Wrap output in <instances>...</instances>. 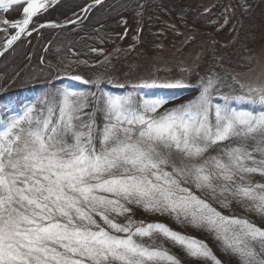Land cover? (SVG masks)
Here are the masks:
<instances>
[{
	"label": "snow or ice",
	"instance_id": "snow-or-ice-1",
	"mask_svg": "<svg viewBox=\"0 0 264 264\" xmlns=\"http://www.w3.org/2000/svg\"><path fill=\"white\" fill-rule=\"evenodd\" d=\"M55 3L0 0L3 14L22 8L21 19L0 15V56ZM74 63L29 74L41 96L0 107V264H223L203 240L136 210L207 232L236 264H264V75L244 80L222 66L200 74L192 64L179 77L118 83L107 56L93 78ZM189 88L197 95L174 104Z\"/></svg>",
	"mask_w": 264,
	"mask_h": 264
},
{
	"label": "rangeland",
	"instance_id": "rangeland-1",
	"mask_svg": "<svg viewBox=\"0 0 264 264\" xmlns=\"http://www.w3.org/2000/svg\"><path fill=\"white\" fill-rule=\"evenodd\" d=\"M218 2L220 10L215 13L213 9ZM240 2L242 8L237 9L234 0H141L139 5L143 8L122 18L120 26L104 33L105 39L101 32L96 39L101 45L95 48L103 49V53L96 52V60L83 62L79 68L73 69L86 79L93 78L98 71L93 65L107 56L111 61L108 75L117 77L118 83L126 80L137 82L140 77L149 76L162 79L179 77L180 68L192 64L199 65L200 74L222 66L224 70L240 74L239 78L244 80L264 75V0ZM78 16L80 14L76 18ZM4 36L5 33L0 32V45ZM191 83L195 85V78ZM186 91L187 95L177 96L173 103L180 104L197 95L193 88ZM29 103L20 105L17 110ZM136 211L138 216L144 213ZM222 211L225 215L231 212L246 214L235 204L231 212L227 209ZM146 215L149 221L161 220V217ZM163 218L169 219L166 222L176 230L185 231L207 243L223 264H236L207 232L184 228L168 217ZM251 218L261 222L257 217ZM138 220H143V217H138ZM172 250L179 253V249ZM185 264L192 262L186 261Z\"/></svg>",
	"mask_w": 264,
	"mask_h": 264
},
{
	"label": "trees",
	"instance_id": "trees-1",
	"mask_svg": "<svg viewBox=\"0 0 264 264\" xmlns=\"http://www.w3.org/2000/svg\"><path fill=\"white\" fill-rule=\"evenodd\" d=\"M93 0H66L60 2L53 7L47 9L35 18V23L41 22H67L69 19L75 18L81 14L83 8ZM141 0H104L102 5H97L87 13V19L81 17L78 25L64 26L62 28H41L32 34L28 39L19 41L8 53L0 58V107H8L17 110L22 104L29 103L33 98L44 91L42 82L30 81L27 79L29 74L38 72L41 67L48 64L57 65L60 60L65 63L68 60L80 62H93L98 58L96 46H100L101 42L96 39L104 33L112 32L124 17L131 16L138 8ZM237 9L242 8L240 0H234ZM127 5V7H122ZM220 10L219 2L213 9V12ZM21 9L14 7L6 14L7 18L15 17L20 14ZM75 28V31H74ZM105 31V32H104ZM107 41V39L105 40ZM71 42V44L69 43ZM93 43H96L93 45ZM93 45V46H92ZM44 64H41V61ZM73 64L72 67L79 68L82 64ZM17 74H20L17 78ZM57 87H63L66 84H79L80 87H87L80 82L59 80L54 82ZM107 90L113 94L123 95L124 91L107 85ZM130 90V89H129ZM148 91V90H145ZM155 91V90H154ZM171 91V90H162ZM188 91L177 92L179 95H187ZM142 216L143 220L149 221L148 216L142 213L135 218ZM161 221L167 223L169 219L160 218Z\"/></svg>",
	"mask_w": 264,
	"mask_h": 264
},
{
	"label": "flooded vegetation",
	"instance_id": "flooded-vegetation-1",
	"mask_svg": "<svg viewBox=\"0 0 264 264\" xmlns=\"http://www.w3.org/2000/svg\"><path fill=\"white\" fill-rule=\"evenodd\" d=\"M92 3H93V1H92L91 3H89V4H87V5L90 6V5H92ZM87 5H86V6H87ZM86 6H85V7H86ZM83 9H84V8H83ZM20 12H21V11H20ZM82 12H83V10H82ZM82 12H81V14H82ZM41 14H42V13H41ZM81 14H80V16H81ZM84 14H85V13H84ZM84 14H83V15H84ZM5 15H6V14H5ZM39 15H40V14H39ZM39 15H38V16H39ZM83 15H82V16H83ZM19 16H20V14H19L18 16H15V17H11V18H7V17H6V18L9 19V20H14V19L18 18ZM38 16H37V17H38ZM80 16H78V17H80ZM35 18H36V17H35ZM35 18H34V20H35ZM74 19H76V17L73 18L72 20H74ZM53 22H56V21L41 22V23H38V24H36V23L32 24V25L30 26V28H35V29H36V31H34L32 34L36 33L37 31H39V30L41 29V28L39 27V25H41V24H45V25H47V24H50V23H53ZM56 23H66V22H56ZM70 26H71V25H70ZM60 28H62V27H60ZM12 33H13V30H12L11 28H9V34H12ZM32 34H31V35H32ZM31 35H30V36H31ZM30 36H29V35H24L20 40H18V41L14 44V46H15L19 41L26 40V39H28ZM2 43H3V42H2ZM14 46H13V47H14ZM13 47H12V48H13ZM12 48H11V49H12ZM11 49H10V50H11ZM10 50H9V51H10ZM9 51H8V52H9ZM8 52H6V53H8ZM6 53H5V54H6Z\"/></svg>",
	"mask_w": 264,
	"mask_h": 264
},
{
	"label": "water",
	"instance_id": "water-1",
	"mask_svg": "<svg viewBox=\"0 0 264 264\" xmlns=\"http://www.w3.org/2000/svg\"><path fill=\"white\" fill-rule=\"evenodd\" d=\"M63 1H66V0H56V3L55 4H52V5H50V7L49 8H51V7H53L54 5H56V4H58V3H60V2H63ZM104 1V0H103ZM86 7H88V5L86 6ZM86 7H84V8H86ZM48 8V9H49ZM84 14V12H82V14H81V16ZM0 15H5V14H3L2 12H0ZM39 15V14H38ZM22 18V8H21V12H20V16L18 17V18H16V19H21ZM16 19H14V20H16ZM75 20V19H74ZM10 21H13V20H10ZM53 23H55V24H59L61 27H64V26H70V24H67V22L66 23H56V22H53ZM13 34V33H12ZM24 35H22L21 36V38L23 37ZM20 38V39H21ZM16 43V42H15ZM14 43V44H15ZM14 46V45H13ZM12 46V47H13ZM11 47V48H12ZM10 48V49H11ZM10 49H8L6 52H8ZM0 50H2V49H0ZM2 56H0V58H1Z\"/></svg>",
	"mask_w": 264,
	"mask_h": 264
}]
</instances>
